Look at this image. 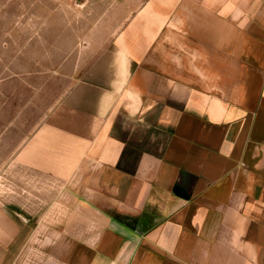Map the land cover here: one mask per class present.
<instances>
[{
	"label": "crops",
	"instance_id": "0c3cea01",
	"mask_svg": "<svg viewBox=\"0 0 264 264\" xmlns=\"http://www.w3.org/2000/svg\"><path fill=\"white\" fill-rule=\"evenodd\" d=\"M134 15L18 152L52 241L1 232L0 264H264V0Z\"/></svg>",
	"mask_w": 264,
	"mask_h": 264
},
{
	"label": "rangeland",
	"instance_id": "374dc122",
	"mask_svg": "<svg viewBox=\"0 0 264 264\" xmlns=\"http://www.w3.org/2000/svg\"><path fill=\"white\" fill-rule=\"evenodd\" d=\"M150 1L0 0V234L26 230L32 247L52 241L40 239L38 219L55 180L18 152L98 55L122 53V39L135 38L124 29Z\"/></svg>",
	"mask_w": 264,
	"mask_h": 264
}]
</instances>
